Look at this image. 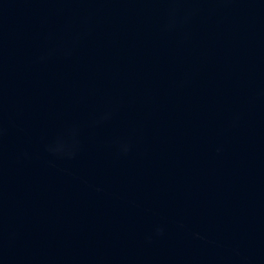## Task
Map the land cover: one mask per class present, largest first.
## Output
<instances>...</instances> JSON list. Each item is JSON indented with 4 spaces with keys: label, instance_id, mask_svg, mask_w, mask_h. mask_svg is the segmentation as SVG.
<instances>
[{
    "label": "water",
    "instance_id": "obj_1",
    "mask_svg": "<svg viewBox=\"0 0 264 264\" xmlns=\"http://www.w3.org/2000/svg\"><path fill=\"white\" fill-rule=\"evenodd\" d=\"M0 264H264V0H0Z\"/></svg>",
    "mask_w": 264,
    "mask_h": 264
}]
</instances>
